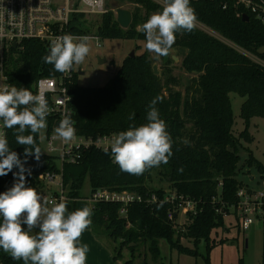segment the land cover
Wrapping results in <instances>:
<instances>
[{
    "label": "trees",
    "instance_id": "obj_1",
    "mask_svg": "<svg viewBox=\"0 0 264 264\" xmlns=\"http://www.w3.org/2000/svg\"><path fill=\"white\" fill-rule=\"evenodd\" d=\"M118 1L120 5L116 8L124 2L133 4L129 27L122 29L110 8L100 16L95 34L100 40L132 39L135 36L137 40H146L144 33L137 28L146 22L150 13L162 11L163 6L151 0ZM222 1L190 0L198 17L197 22L264 61V51H260L264 46V24L232 1H228L227 8L222 9ZM244 13L248 15L247 21L242 19ZM78 18H82V15ZM84 24L78 19L71 28L72 32L88 33ZM22 46L21 51L3 63L12 85L32 91L33 83L38 78L60 75L53 65L42 59L49 54L47 45L40 40L29 39L23 41ZM173 48L183 53L181 67L184 71L195 74L183 88L171 73L169 64L173 60L170 57H161L162 69L159 75H155L152 71L153 60L146 53L126 56L105 86H80L77 73L73 72V81L68 87L71 118L76 133L84 137L118 134L128 130L130 125L147 123L151 101L157 96L163 97L155 107L160 118L166 122V130L173 141V155L169 162L153 167L142 175H130L121 172L119 166L112 163L109 152L106 154L91 147L81 152L78 163L63 164L62 183L68 198L74 202L80 197L86 178L90 192L99 188L129 190L144 198L155 193L158 201L131 204L125 218L118 215V204H92V230L98 233L97 228H101L108 237L121 240V245H126L131 252H134L137 244H142L156 262L160 259V239L165 240L170 249L194 256L197 255L199 243L204 241L205 261L208 262V253L214 245L211 233L224 225V216L216 212L220 203L212 202L218 195L219 181L222 183L221 200L233 203L237 169L246 167L264 173V167L252 154L249 153L242 165H239L238 155L239 140L252 141L248 131L251 118H264V66L198 28L190 33H177ZM230 92L245 98L239 114L244 129L238 137H234L231 131L234 116L228 97ZM54 126V120L47 118L46 135L53 131ZM15 131L7 129L9 148L17 152L22 162L26 161L24 166L31 173L25 172L26 183L36 188L40 183L36 179L37 173L59 172L58 161L55 156L44 152L39 134H35V138L42 151L40 159L37 161L34 155L25 157V146L16 143ZM185 140L189 143H184ZM16 172L17 168L14 167L8 175L0 177V193L13 186ZM152 172L165 178L169 187L177 193L198 201L199 211L183 220L181 230L176 229V222L167 219L171 206L162 201L164 190L148 186ZM66 204L69 207V203ZM182 238L190 240L195 250L183 246L180 243ZM120 254L119 250L113 258ZM0 264H23V261L13 260L0 249Z\"/></svg>",
    "mask_w": 264,
    "mask_h": 264
},
{
    "label": "clouds",
    "instance_id": "obj_2",
    "mask_svg": "<svg viewBox=\"0 0 264 264\" xmlns=\"http://www.w3.org/2000/svg\"><path fill=\"white\" fill-rule=\"evenodd\" d=\"M197 21L190 0H164L162 11L152 13L138 30L145 35V49L162 57L170 54L176 34L192 32ZM89 52L87 36L65 34L51 41L49 54L42 59L53 65L55 71L67 73L82 64ZM162 100L163 97L157 96L151 101L147 123L130 125L128 130L113 136L111 155L121 172L142 175L167 164L173 155L172 138L155 107ZM50 113L42 93L34 94L29 88L14 85L0 88V127L16 130V143L25 146V157L34 155L37 161L40 159L42 151L35 134H41L43 139L42 130L47 127ZM55 133L65 144L76 139L70 113L64 114ZM25 163L17 152L10 150L5 133L0 131V177L8 175L14 167L19 169L14 173L13 186L0 193V249L23 264H87L89 248L80 240L92 224V209L85 206L69 212L63 199L50 201L34 187L26 186L25 172L31 173Z\"/></svg>",
    "mask_w": 264,
    "mask_h": 264
},
{
    "label": "built area",
    "instance_id": "obj_3",
    "mask_svg": "<svg viewBox=\"0 0 264 264\" xmlns=\"http://www.w3.org/2000/svg\"><path fill=\"white\" fill-rule=\"evenodd\" d=\"M228 1L249 11L264 24V0H223L222 9L227 8ZM106 11L105 0H64L63 4H59L57 0H0V88L13 86L5 73L3 63L23 49V41L37 39L50 48L54 38L71 34L77 38L87 36L89 40L99 45L100 38L97 35L74 33L71 28L78 19L82 20L88 15L101 16ZM79 15H82V18H78ZM72 81L73 69L67 73H60L58 77H40L33 83L32 92L42 93L48 101L51 113L47 118L54 120L53 130L64 114L70 113L71 96L68 87ZM0 131L7 135V129L0 127ZM116 134L84 137L76 133V139L68 144L53 131L47 134L46 153L56 157L59 172H38L36 179L50 192L48 199L55 202H60L61 199L64 202L70 200L62 183V166L78 163L83 150L92 147L105 151V148H108L109 157L114 163L110 143ZM235 179L237 181L235 201L227 203L221 200L222 183L219 181L218 195L212 202L220 203L216 212L222 213L224 218L230 214L234 215L238 230L246 231L256 222H264V173L241 167L237 169ZM90 198L92 204L97 202L118 204V215L122 218L126 217L127 209L133 203L151 204L159 200L155 193L144 198L134 191L104 188L90 192ZM162 201L171 206L167 212V219L176 222L175 227L178 230H181L183 220L188 215H195L199 211L198 201L177 193L171 187L164 189ZM129 226L128 223L127 227Z\"/></svg>",
    "mask_w": 264,
    "mask_h": 264
},
{
    "label": "rangeland",
    "instance_id": "obj_4",
    "mask_svg": "<svg viewBox=\"0 0 264 264\" xmlns=\"http://www.w3.org/2000/svg\"><path fill=\"white\" fill-rule=\"evenodd\" d=\"M57 1L59 4L64 3V0ZM151 1L161 6H163L164 3L163 0ZM118 2V0H105L106 10L111 8L115 14V8L120 5ZM121 7L131 10L133 4L124 2ZM152 13H150V15ZM99 20L100 16L95 15H88L82 19L85 23L84 27L88 30L89 34H95ZM196 28L216 37L238 52L246 55L251 60L264 66V61L245 52L205 25L197 22ZM98 40L99 45H96L95 41L89 40L90 52L88 56L82 64L73 67V72L77 73V83L80 86L100 87L107 85L115 75L123 59L129 56L131 51H133V57L146 53L153 60V63L157 64L159 73L162 69L161 57H157L154 53H150L145 49L144 45L146 40H137L136 36L132 39ZM260 51H264V46ZM168 57L173 60L169 64L171 73L180 81V88H183L187 80L195 76V74L187 73L181 67L183 53L180 50L172 48ZM98 58L105 59V63H99ZM79 72H82V74H79ZM228 97L234 116V123L231 131L234 137H238L239 133L244 129V123L239 114L241 104L245 98L239 96L235 92H230ZM46 129L42 130L43 139H41V134H39L41 146L45 153ZM248 131L252 136V141L245 142L242 139L239 140V165L244 163V160L250 153L264 167V118L252 117ZM53 132L55 133V130H53ZM18 171L19 169L17 168V172ZM150 177L148 182L150 188H162L164 190L169 187L165 178L161 177L156 172H152ZM26 186L29 185L26 183ZM35 189L42 196L48 198L50 192L46 190V187L42 185V183H38ZM65 192H67V190ZM73 202V199L67 201L69 206L71 205V208L68 209L69 212L85 206H92L90 186L87 178L81 188L80 197L75 201V206H73ZM23 227L26 229L27 226L25 225ZM34 231H38V229H34ZM97 231L101 235L98 236V238H93L90 231H85L80 240L82 244H87L89 248L87 253V264H119L116 262L117 260H121L123 263L131 260L129 264H240V262L241 264H262L264 261V222H256L248 230L242 231L238 230L236 218L232 214L224 218V225L222 227L217 228L211 233V239L214 240V245L208 253V262L205 261L206 251L204 241L199 243L196 249L197 255L194 256L185 252H178L175 249H170L167 242L160 239L158 241L160 259L156 262L146 251L144 245L137 244L134 252H131L126 245H121V240H114L108 237L101 228H97ZM221 240H224V242L220 243ZM180 243L191 250H195L194 244L188 239L182 238ZM119 250L121 254L114 259V255H116Z\"/></svg>",
    "mask_w": 264,
    "mask_h": 264
},
{
    "label": "water",
    "instance_id": "obj_5",
    "mask_svg": "<svg viewBox=\"0 0 264 264\" xmlns=\"http://www.w3.org/2000/svg\"><path fill=\"white\" fill-rule=\"evenodd\" d=\"M115 18H116V22L118 23V25L122 28V29H127L131 23V11L129 9L126 8H116L115 9ZM242 19L244 21L248 20V15L246 13L243 14ZM13 48L15 47V44H13L12 46ZM129 57H133V51H131V53L129 54ZM176 59V58H174ZM99 63H105V59L102 58H98ZM152 71L155 75H159V71L157 69V64L153 63L152 64ZM79 74H82V72H79ZM59 125V122L56 123V127Z\"/></svg>",
    "mask_w": 264,
    "mask_h": 264
},
{
    "label": "crops",
    "instance_id": "obj_6",
    "mask_svg": "<svg viewBox=\"0 0 264 264\" xmlns=\"http://www.w3.org/2000/svg\"><path fill=\"white\" fill-rule=\"evenodd\" d=\"M75 205H76V202H73V206H75ZM68 206H69V204H68ZM91 207H92V206H91ZM91 207H90V208H91ZM70 208H71V205L68 207V209H70ZM86 231H87V232L90 231V233H91V235H92L93 238H95V237L98 238V236H101L99 233H95V232L92 230V227H91V226H90L89 229H87ZM116 262L119 263V264H123V262H122L121 260H117Z\"/></svg>",
    "mask_w": 264,
    "mask_h": 264
}]
</instances>
